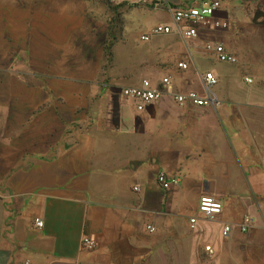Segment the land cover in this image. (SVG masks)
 I'll use <instances>...</instances> for the list:
<instances>
[{"label":"crops","instance_id":"1","mask_svg":"<svg viewBox=\"0 0 264 264\" xmlns=\"http://www.w3.org/2000/svg\"><path fill=\"white\" fill-rule=\"evenodd\" d=\"M207 1L0 0V264H264V0H219L210 19L228 27L182 37L169 8ZM131 24L172 32L138 52L139 74H106ZM206 73L213 106L179 104L206 95ZM164 77L173 92L143 111L120 95ZM202 195L222 203L212 220Z\"/></svg>","mask_w":264,"mask_h":264},{"label":"built area","instance_id":"2","mask_svg":"<svg viewBox=\"0 0 264 264\" xmlns=\"http://www.w3.org/2000/svg\"><path fill=\"white\" fill-rule=\"evenodd\" d=\"M110 4H115L118 0H106ZM153 3L159 4L166 2V0H152ZM220 7L219 0H208L206 4H192L190 6L171 7L169 11L171 13L172 22L176 25L178 32L185 38H196L198 36L197 26H210L213 28H227L228 23L226 21L211 20V14L213 11ZM172 32V28L165 25H158L151 29V32L146 35H142L140 38L142 41H148L151 35L169 34ZM217 55V58L221 62H235V58L226 53L225 49L221 45H214L213 47L207 45V49H211ZM177 68L180 70H186L188 65L186 62H178ZM247 82H252L251 79H246ZM217 80L213 73H206L202 77V86L205 92V96L201 97L196 92H188L186 94H178L175 96L176 101L179 104L189 103L197 107L213 106L216 100L215 95L212 93V88L216 85ZM161 86H153L149 80H143L140 85L123 87L120 90V95L127 100H133L136 103L138 111H143L145 106L160 100L165 92H173V87L169 77L161 79ZM157 183L164 189L168 190L171 185L177 184V179H167L165 174L161 173L157 175ZM135 190H138L137 188ZM199 212L208 220L215 218L222 210V203L215 198L202 195L199 198L198 203ZM192 225L195 224L196 219L191 218ZM252 223V218L246 216L240 225L241 232H246L248 226ZM34 224L37 227H42L43 223L40 219H35ZM148 231L153 232L154 227L147 226ZM230 226H225L223 229V236L226 237L230 231ZM97 241L93 236H85L81 240L80 247L82 250L92 251L97 248ZM209 251L210 247H206ZM27 264V263H25Z\"/></svg>","mask_w":264,"mask_h":264},{"label":"rangeland","instance_id":"3","mask_svg":"<svg viewBox=\"0 0 264 264\" xmlns=\"http://www.w3.org/2000/svg\"><path fill=\"white\" fill-rule=\"evenodd\" d=\"M125 32L126 33H125L124 42L120 44V46H117L115 49L116 54H114V60L112 59L113 64H111L112 60L108 61V64L105 69L106 74H110L114 72L115 74L120 75V71H122L123 69L120 66L121 63H123L127 69L130 67V71H134L136 74H139V72L137 71L138 70L137 67L134 65V61L141 55L138 52L146 48L148 45H150L153 41L157 39H169V37H166L165 34H159V35H151L148 41H142L140 36L149 34L151 30L148 27L136 26V24L129 25L126 28ZM177 39H182V38L178 37ZM118 48H121L122 52L128 55L125 59H123L120 54H117ZM110 55H112V53ZM139 76L140 75L138 76L135 75L131 79L128 77L129 79H126L124 82L120 81V84L131 85L133 81L139 79ZM128 101L134 102L133 100H128Z\"/></svg>","mask_w":264,"mask_h":264}]
</instances>
